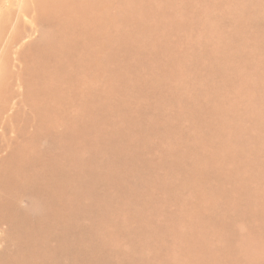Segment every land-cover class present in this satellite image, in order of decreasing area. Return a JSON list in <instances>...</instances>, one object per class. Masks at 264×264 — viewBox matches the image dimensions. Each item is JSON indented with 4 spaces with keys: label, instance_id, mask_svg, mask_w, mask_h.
Returning <instances> with one entry per match:
<instances>
[{
    "label": "bare ground",
    "instance_id": "1",
    "mask_svg": "<svg viewBox=\"0 0 264 264\" xmlns=\"http://www.w3.org/2000/svg\"><path fill=\"white\" fill-rule=\"evenodd\" d=\"M41 1L44 8L58 12L67 32L53 52L39 56L29 75V96L43 115L40 130L57 138L61 149L49 152L27 144L17 150L14 163L13 149L0 157V218L14 229L17 250L7 252L0 264L260 263L262 259L249 247L241 246L237 252L230 218L251 215L257 220L264 209V188H250L239 172L247 166L255 174L249 160L235 151L243 134L230 118L231 102L219 92L218 84L188 73L194 65L208 70L207 76L214 79L229 76L236 105L264 98L263 90H245L240 82L249 70L248 48L264 49V32L247 34L255 18L247 4L236 0L241 20L227 42L213 50L200 40L189 44L182 35L197 32L193 20L213 15L226 0ZM113 3L120 5L121 19L131 24L119 40L109 33L107 10ZM215 32L204 25L203 34ZM80 50L90 59L88 70H79L76 58L70 65H49L51 57L74 58ZM81 71L101 73L102 80L83 87L78 79ZM170 79L192 86L187 104L199 103L206 94L204 111L195 107L193 113L211 112L220 121L209 129L196 128L191 143L177 141L167 155L154 159L146 152L150 135L175 130L188 112L184 107L179 111L177 125L160 114L175 109L179 99L176 90V94L167 91ZM131 91L137 94L133 97ZM216 98L220 103L212 106ZM154 111L157 120L151 125L146 117ZM260 113L264 115V107ZM257 128L264 134V121ZM255 175L264 180V174ZM227 180L233 183L231 188ZM184 188L195 191L196 202L184 204L183 213L167 211L165 203L182 199ZM15 192L40 198L43 216L30 219L17 209ZM251 198L260 202L252 212ZM84 216L91 222L82 223ZM159 216H170L184 226L173 235L177 254L170 253L165 237L171 232L156 221ZM254 232H264L260 223Z\"/></svg>",
    "mask_w": 264,
    "mask_h": 264
},
{
    "label": "rangeland",
    "instance_id": "2",
    "mask_svg": "<svg viewBox=\"0 0 264 264\" xmlns=\"http://www.w3.org/2000/svg\"><path fill=\"white\" fill-rule=\"evenodd\" d=\"M241 1L247 4V8L250 10L249 15L255 17H252L253 21H251V25L247 28V34L253 36L259 30L264 32V0ZM237 6L236 0H226L221 7L214 8L215 12L213 15L209 17L200 16L193 20L192 23H194L195 31L197 32L194 34H181L184 37V41L193 44L194 42L198 43L200 40L210 47L212 46L211 49H218L227 42L232 27L241 20L237 12ZM107 12L109 17H111L109 33L115 40L122 39V33L126 32L131 24L121 19L122 11L118 3H113ZM208 19L209 21H207ZM206 24L214 32L218 31L219 33L203 34L204 25ZM66 32L58 12L44 8L41 0H0V157L8 156L13 149L14 163L18 159L17 150L27 144L49 152L61 149L57 138L40 130L43 115L34 107L30 99L28 80L29 75L37 66L39 56L47 52H53L59 42L65 37ZM249 49L251 55L246 59V65L249 70H247L246 76L240 80L243 83V86H241L245 90L261 92V90L264 91V64L261 65V61H264V49L259 46H252ZM83 52V50L78 51V54L76 53L74 58L66 54L59 55L57 59L51 57L50 59L53 60L49 62V65H54L58 62L70 65L71 61L76 58L81 63L79 70H88L87 66H90V59H86V52ZM184 62H190V60L186 59ZM238 64L242 65V62L235 63V65ZM125 70L128 69L126 68ZM81 72L78 74V79L83 87L98 84L102 80L101 73H95L94 75L92 71L89 73L85 71ZM188 73L193 75L194 78L206 77L209 84H218L219 92H222V95L227 97L229 102L233 103V106L231 103H228L229 107H226L231 111L230 118L231 120L234 119L236 131L243 134L242 139L235 142V151L243 159L249 160V164L252 166L255 174H264V147L262 145L264 134H261L257 128L260 120L264 121V115L260 113V107H264V98L257 100L246 99L243 104L236 105L234 101L236 93L230 84L231 78L229 80V76L222 74L217 79H214L210 74L207 76L208 70H203L201 67L194 65L188 70ZM49 79L56 81L55 77L49 76ZM167 89L169 93L177 91L179 99L175 104V109L162 110L160 114H163V117L171 125H177L180 121L179 118H181L179 117V111L184 107V111L188 110V112L185 113V116L183 115V122L177 126L178 129H167L164 136L159 133H152L150 135L149 141L151 146L146 152L148 156L154 159H160L164 155H167L166 153L174 148L177 141L191 143L193 140L192 133L196 128L204 126V129H209L212 123L216 124L220 121L216 114L214 115L211 112H203L204 116L203 114L195 115L193 113V111L196 112L195 107L198 108L199 112H201V109L204 111L202 105L208 99L206 94L199 103L195 104L193 102L187 104V101L192 99L190 98L192 97V86L185 87L178 79H170ZM131 92L129 93L133 97L137 94L134 91ZM219 101L220 99L216 98L212 101V106L219 105ZM156 116L155 111L149 113L146 121L151 125H155ZM201 150L206 149L203 147ZM63 151L65 152L64 149ZM211 151L213 150L207 152ZM215 165L217 166L216 162ZM239 172L250 188H257L259 186L264 188V180L261 181L247 166L241 168ZM136 179L141 181L140 177ZM232 184L227 180L228 188H231ZM160 190L157 191V198L162 193ZM182 190V199L165 203L167 211L183 213L184 204L191 201L196 202L197 194L195 191L190 188ZM1 191L2 189H0V193ZM212 192L214 195H218V191H211L210 193ZM217 198L222 201L221 196ZM13 201L17 209L30 219L37 220L45 212L44 203L37 196L15 192ZM157 202L160 201L157 200ZM248 202L251 212L260 206V202L257 199L255 200V198L249 199ZM261 212L262 214L257 220L251 215L230 218V226L234 231L236 230L237 235L233 241V246L237 248L236 250L239 253L241 246L249 247L253 252L257 253L260 259H262L257 264H264V232H254L257 222L264 229V209ZM113 217L118 219L116 215H113ZM156 221L165 224L168 231L172 233L166 234L165 241L169 244L170 253L177 254L178 251L174 245L175 240L173 235L181 233L176 231L184 229V226L181 224L182 222L170 216H159V218H156ZM90 222L91 220L88 216H84L82 219V223L84 224ZM11 232H13V241L11 239ZM214 242L222 243L218 240H214ZM123 247L129 249L130 246L124 244ZM12 249L14 254L17 251L15 231L11 229L6 220L0 218V262L4 255L7 252L9 253V251L11 252Z\"/></svg>",
    "mask_w": 264,
    "mask_h": 264
}]
</instances>
